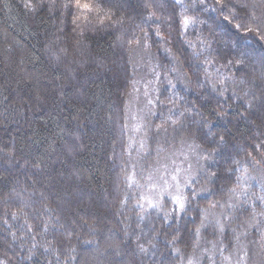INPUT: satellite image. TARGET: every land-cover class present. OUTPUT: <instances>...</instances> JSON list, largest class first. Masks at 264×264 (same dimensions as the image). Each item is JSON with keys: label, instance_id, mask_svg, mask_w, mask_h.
Returning <instances> with one entry per match:
<instances>
[{"label": "trees", "instance_id": "obj_1", "mask_svg": "<svg viewBox=\"0 0 264 264\" xmlns=\"http://www.w3.org/2000/svg\"><path fill=\"white\" fill-rule=\"evenodd\" d=\"M65 2L0 0V260L179 264L197 241L193 203L153 228L129 217V167L150 162L129 151L134 53L145 45L185 75L162 88L154 123L210 154L208 198H225L264 167V0H98L111 20L90 13L79 27ZM133 225L154 230V259Z\"/></svg>", "mask_w": 264, "mask_h": 264}, {"label": "rangeland", "instance_id": "obj_2", "mask_svg": "<svg viewBox=\"0 0 264 264\" xmlns=\"http://www.w3.org/2000/svg\"><path fill=\"white\" fill-rule=\"evenodd\" d=\"M151 57L147 46L136 48L137 78L126 105L129 151H136L140 159L150 160L143 165L134 161L129 167L125 182L134 192L130 219L146 222L153 228L152 222L169 223L174 218L187 217L193 203L196 214H202L196 230L197 241L192 253L177 254L179 264H264V167L255 163L244 169L240 182L227 197L208 198L212 193L209 183L213 180L207 175L212 162L210 154L183 132H164L154 123L162 88L185 87L187 79L180 69L165 74L151 62ZM256 64L264 65V60H257ZM149 175L152 181L147 179ZM173 175L180 184L179 194L185 198L183 209L171 198L178 194L176 181L171 180ZM161 176L171 187L159 180ZM165 188L171 195L161 197ZM202 199L206 200L199 203ZM153 231L133 225L140 247L149 252L143 253L152 259L156 257L152 253ZM96 258L100 263L102 258Z\"/></svg>", "mask_w": 264, "mask_h": 264}, {"label": "snow or ice", "instance_id": "obj_3", "mask_svg": "<svg viewBox=\"0 0 264 264\" xmlns=\"http://www.w3.org/2000/svg\"><path fill=\"white\" fill-rule=\"evenodd\" d=\"M55 2H56V0H50V4H52V5H54ZM23 6L28 11H35L36 10V5L33 3V0H24ZM62 6L65 9H69V8L76 9V14L73 17L72 23L74 25H76L77 27H79V22H81L82 20L90 22L89 21V14L90 13H94L99 17L98 23L103 24L105 22V19L111 20L110 12L105 10L101 6V4L98 2V0H67V2H65ZM101 13H102V15H101ZM183 22L185 24H187L189 22L188 18H185ZM114 23H116V21H114ZM222 139L223 138L221 137V140ZM147 179L149 181H152L153 177L151 175H149L147 177ZM159 180L164 185L171 187L170 185H168V181L163 176L159 177ZM171 180L176 181L175 187H176L177 193H178L176 196H172L171 198L177 204V206L180 209H183L185 206V198L179 194L180 184L177 181V177L175 175L171 176ZM165 194L171 195L169 192H167V188H165L161 191V197H163V195H165ZM141 251L146 252V249H144L141 246ZM0 264H6V261L0 260ZM190 264H191V262H190Z\"/></svg>", "mask_w": 264, "mask_h": 264}]
</instances>
